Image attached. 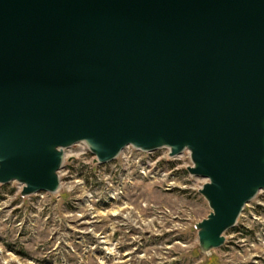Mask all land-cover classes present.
Returning a JSON list of instances; mask_svg holds the SVG:
<instances>
[{
    "label": "water",
    "instance_id": "water-1",
    "mask_svg": "<svg viewBox=\"0 0 264 264\" xmlns=\"http://www.w3.org/2000/svg\"><path fill=\"white\" fill-rule=\"evenodd\" d=\"M78 144L189 151L222 248L264 191V0H0V185L56 194Z\"/></svg>",
    "mask_w": 264,
    "mask_h": 264
},
{
    "label": "rangeland",
    "instance_id": "rangeland-1",
    "mask_svg": "<svg viewBox=\"0 0 264 264\" xmlns=\"http://www.w3.org/2000/svg\"><path fill=\"white\" fill-rule=\"evenodd\" d=\"M85 144L65 150L56 194L0 185V264H264V191L205 253L197 225L211 209L191 153L126 148L100 164Z\"/></svg>",
    "mask_w": 264,
    "mask_h": 264
},
{
    "label": "built area",
    "instance_id": "built-area-1",
    "mask_svg": "<svg viewBox=\"0 0 264 264\" xmlns=\"http://www.w3.org/2000/svg\"><path fill=\"white\" fill-rule=\"evenodd\" d=\"M88 151H89V154H91V152H90V150L89 149H87ZM125 151V150H124Z\"/></svg>",
    "mask_w": 264,
    "mask_h": 264
},
{
    "label": "bare ground",
    "instance_id": "bare-ground-1",
    "mask_svg": "<svg viewBox=\"0 0 264 264\" xmlns=\"http://www.w3.org/2000/svg\"><path fill=\"white\" fill-rule=\"evenodd\" d=\"M128 148H129V147H128ZM123 152H124V151H123ZM184 153H185V152H184ZM184 153H183V154H184Z\"/></svg>",
    "mask_w": 264,
    "mask_h": 264
}]
</instances>
